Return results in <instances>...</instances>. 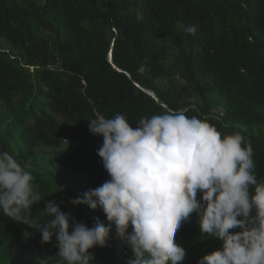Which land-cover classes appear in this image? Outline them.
I'll return each mask as SVG.
<instances>
[{
  "label": "trees",
  "instance_id": "1",
  "mask_svg": "<svg viewBox=\"0 0 264 264\" xmlns=\"http://www.w3.org/2000/svg\"><path fill=\"white\" fill-rule=\"evenodd\" d=\"M0 40V151L33 175L36 223L55 200L89 227L108 225L102 209L68 203L109 179L97 154L103 137L87 127L97 113L122 114L135 128L142 117L183 111L222 135L240 132L264 180V0H0ZM67 140L64 156L38 161L36 148ZM40 241L35 227L0 214V264H58L55 236ZM176 243L186 250L180 264L221 245L201 233L195 212ZM97 247L93 264L131 256L114 225Z\"/></svg>",
  "mask_w": 264,
  "mask_h": 264
},
{
  "label": "clouds",
  "instance_id": "2",
  "mask_svg": "<svg viewBox=\"0 0 264 264\" xmlns=\"http://www.w3.org/2000/svg\"><path fill=\"white\" fill-rule=\"evenodd\" d=\"M87 121L89 132L103 137L97 154L109 179L68 203L102 209L107 226L97 219L89 227L55 200L43 208L49 219L36 223L32 207L42 198L34 177L13 154L0 151V214L35 227L41 244L55 236L58 264H93L89 249L105 247L113 225L131 252L127 264H180L186 250L176 233L193 212L201 233L221 242L197 264H264V180L240 132L222 135L183 111L142 117L135 128L119 113ZM38 264H49L48 258Z\"/></svg>",
  "mask_w": 264,
  "mask_h": 264
},
{
  "label": "rangeland",
  "instance_id": "3",
  "mask_svg": "<svg viewBox=\"0 0 264 264\" xmlns=\"http://www.w3.org/2000/svg\"><path fill=\"white\" fill-rule=\"evenodd\" d=\"M0 44H2L0 40ZM4 120H5V111L2 105L0 104V129L4 128ZM70 146L71 142L70 141H62V143L58 147H53V146H44L41 145L38 148H36L37 156H38V161L40 163H45L47 158L49 157H62L64 156L63 151H70ZM93 253H98L99 248L97 246L92 248ZM120 256V255H119ZM119 263L123 264V260L119 257Z\"/></svg>",
  "mask_w": 264,
  "mask_h": 264
},
{
  "label": "water",
  "instance_id": "4",
  "mask_svg": "<svg viewBox=\"0 0 264 264\" xmlns=\"http://www.w3.org/2000/svg\"><path fill=\"white\" fill-rule=\"evenodd\" d=\"M108 59H109V61H110V59H111V54H110V53L108 54Z\"/></svg>",
  "mask_w": 264,
  "mask_h": 264
}]
</instances>
